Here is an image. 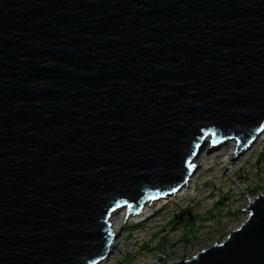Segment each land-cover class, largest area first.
Masks as SVG:
<instances>
[{
	"label": "water",
	"instance_id": "obj_1",
	"mask_svg": "<svg viewBox=\"0 0 264 264\" xmlns=\"http://www.w3.org/2000/svg\"><path fill=\"white\" fill-rule=\"evenodd\" d=\"M263 128L264 0H0V264H96L114 211ZM245 209L163 264H264V193Z\"/></svg>",
	"mask_w": 264,
	"mask_h": 264
},
{
	"label": "rangeland",
	"instance_id": "obj_2",
	"mask_svg": "<svg viewBox=\"0 0 264 264\" xmlns=\"http://www.w3.org/2000/svg\"><path fill=\"white\" fill-rule=\"evenodd\" d=\"M211 137L195 157L210 162L197 167L196 192L167 201L145 220L126 216L114 233L116 244L106 264H163L190 256L225 237L245 218L248 200L264 193V138L239 155L236 140L230 167L222 160L232 142L213 144Z\"/></svg>",
	"mask_w": 264,
	"mask_h": 264
},
{
	"label": "bare ground",
	"instance_id": "obj_3",
	"mask_svg": "<svg viewBox=\"0 0 264 264\" xmlns=\"http://www.w3.org/2000/svg\"><path fill=\"white\" fill-rule=\"evenodd\" d=\"M208 137L206 138V140L208 139ZM261 138H264V128L260 131V133L256 136V138L250 144L251 145L254 144L255 142H257ZM224 140H223V142L226 143L227 140H225V141ZM229 141L232 142L231 147H230L231 151L228 153H225L224 158L222 160V163L226 164V165H229V163L230 164L232 163L231 157L233 155L234 148L236 146V139L232 138ZM243 151L241 150V151L237 152L238 155ZM193 163H194V165H193L194 169H193L192 173L188 176L187 181L185 183H183L175 191H173L171 193H167L166 195L158 197V198L147 200L146 202H144L143 206L137 212L126 213V209L124 207H121L120 209L114 211L110 216V226H111L112 232L115 233L121 227L122 221H125L126 216H128V218L130 217V219H128V220H132L134 222H139L141 220H145L146 218H148L150 215H152V213H154V211L157 209V207L162 206L167 201L175 200V199L176 200L183 199L184 197H188L189 193L194 194L197 190L196 189V170H197V167L200 168V166H202L203 164H209L210 162H204V161L202 162L201 160H197L195 158L193 160ZM232 166H234V165L231 164L230 167H232ZM114 239L115 238H113V241L111 243V249L114 248V246L116 244V243H114ZM106 258H104L103 260H101L97 263L98 264L109 263V258H107V259Z\"/></svg>",
	"mask_w": 264,
	"mask_h": 264
}]
</instances>
